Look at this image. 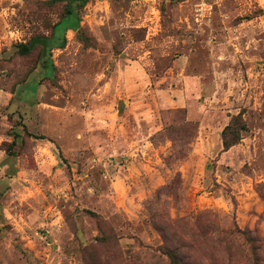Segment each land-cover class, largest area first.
Segmentation results:
<instances>
[{
    "label": "rangeland",
    "instance_id": "obj_1",
    "mask_svg": "<svg viewBox=\"0 0 264 264\" xmlns=\"http://www.w3.org/2000/svg\"><path fill=\"white\" fill-rule=\"evenodd\" d=\"M207 2L0 0V264H264V0Z\"/></svg>",
    "mask_w": 264,
    "mask_h": 264
},
{
    "label": "trees",
    "instance_id": "obj_2",
    "mask_svg": "<svg viewBox=\"0 0 264 264\" xmlns=\"http://www.w3.org/2000/svg\"><path fill=\"white\" fill-rule=\"evenodd\" d=\"M68 6V12L71 13L73 11V4L77 3L80 6H85L89 0H66ZM59 25V23L57 24ZM56 25V26H57ZM34 48V45L29 44H20L19 50L21 54H28ZM244 129L242 123L240 122L239 118H235L232 120L231 124H229L224 130V139L223 144L225 149L231 148L233 145L237 144L241 139V131ZM236 235L241 240V232L238 231ZM241 233V234H240ZM228 236L233 237L235 236L234 232H230ZM259 240L250 239L247 243L250 245L249 249L245 250L243 245L241 244L238 248L241 250V259L239 264H258L257 261V254L256 250H260V246H256V243ZM166 254L170 257L172 264H182L178 259L177 255L173 254L172 252L167 251Z\"/></svg>",
    "mask_w": 264,
    "mask_h": 264
},
{
    "label": "built area",
    "instance_id": "obj_3",
    "mask_svg": "<svg viewBox=\"0 0 264 264\" xmlns=\"http://www.w3.org/2000/svg\"><path fill=\"white\" fill-rule=\"evenodd\" d=\"M198 4H197V7L199 8V11L202 10V11H205L207 12V6L209 3L207 2V0H198Z\"/></svg>",
    "mask_w": 264,
    "mask_h": 264
},
{
    "label": "crops",
    "instance_id": "obj_4",
    "mask_svg": "<svg viewBox=\"0 0 264 264\" xmlns=\"http://www.w3.org/2000/svg\"><path fill=\"white\" fill-rule=\"evenodd\" d=\"M11 98H12V95L11 96L9 95V97H7L6 99L8 101V100H11Z\"/></svg>",
    "mask_w": 264,
    "mask_h": 264
}]
</instances>
